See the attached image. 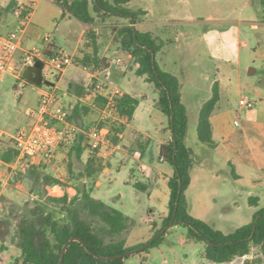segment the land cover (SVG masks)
I'll return each instance as SVG.
<instances>
[{"label":"trees","instance_id":"obj_1","mask_svg":"<svg viewBox=\"0 0 264 264\" xmlns=\"http://www.w3.org/2000/svg\"><path fill=\"white\" fill-rule=\"evenodd\" d=\"M52 1L59 5L64 13L89 26L95 24L97 17L122 16L128 19V24L122 25L117 31L120 49L130 54L137 65L136 74L144 77L157 90V105L167 116L168 128L171 132L170 140L161 144L159 149V157L174 168V175L168 182L169 213L160 227L153 231L152 236L166 226L174 216V225L180 223L187 227L188 241L205 243L204 258L208 262L230 263L236 257L249 254L252 246L260 247L264 253V206L255 212L250 222L230 233L215 229L188 212L184 192L190 183L193 152L185 144L186 107L181 99L179 79L173 73L162 70L155 59L164 42L154 37L152 33L141 32L134 26L141 19L143 11L128 8L126 4L129 0ZM260 2L264 7V0ZM89 33L91 35L93 30ZM91 38L94 40L93 37ZM153 62L158 75L153 68ZM77 63L83 66L92 65V69L99 71L109 66L108 58L100 57L96 47L93 54L84 56L80 62L77 60ZM218 100V84L214 82L212 95L202 104L197 123L199 141L212 148L215 147V142L212 138L210 117ZM103 103L104 99L98 98L97 105L102 106ZM138 104L137 97L124 93L116 98L115 109L121 117L130 121ZM90 109L84 105H75L70 110L69 119L72 120L76 113L86 114ZM171 111L174 114L173 131H171ZM124 127L123 123L112 127L115 132L112 138L114 143L118 138L116 134L122 132ZM84 141V135H78L68 150L70 160L67 163L68 176L65 180L49 172L44 163L27 161L12 170L9 183L15 185L22 180L28 186V194L37 198L33 200L34 202L26 201L19 204L7 202L4 195L0 197L5 209L0 215V250H5V243L11 240L20 252L15 264H57L62 246L72 236L80 237L89 249L99 256L121 255L134 249L126 246L124 237V232L129 227V217L117 208L94 199L91 195L102 163L94 156L88 157L84 163L81 162L82 153L88 149L87 144H83ZM17 156L18 149L13 140V145L3 150L0 159L5 163L13 164ZM74 159L82 164L78 172L73 169ZM179 179H181L180 194ZM54 185L61 186L64 193L60 196L49 194L48 187ZM67 186L74 187V195L70 196L66 192ZM134 187L139 189V184L135 183ZM177 200L178 206L175 209ZM249 201L251 205H257L256 198L250 197ZM48 207L61 208L65 213L63 218H58L55 211L49 210ZM165 233L153 241L145 251L158 245ZM128 257L103 261L90 254L79 242L74 241L68 247L62 264H124V260Z\"/></svg>","mask_w":264,"mask_h":264},{"label":"crops","instance_id":"obj_2","mask_svg":"<svg viewBox=\"0 0 264 264\" xmlns=\"http://www.w3.org/2000/svg\"><path fill=\"white\" fill-rule=\"evenodd\" d=\"M173 1L174 0H129L126 6L134 11H143L144 14L141 16V19L134 24V26L141 32L152 33L154 37L164 42L161 50L155 55V59L157 60L159 55V61L157 62L159 67L164 71H168L176 75L174 72L169 71L168 61L164 58L167 47L172 45V39H165L163 37V33L161 32L168 27H172L173 25L180 23V21H178L175 17L173 19L174 22H169L164 19L153 20L151 18V13L153 12L156 4H159L161 8L164 9V12L173 11L174 13L175 11L174 15L178 16V13H176L178 10L174 8ZM36 2L37 0H35V4ZM51 2L54 4L53 1ZM189 2L190 0H187L188 5L191 4ZM246 3H248V0H246ZM259 3L263 10L261 30L264 31V7L262 6L260 0ZM19 4L23 3L17 0H10L6 5V10H4L5 8L0 5V31L2 33L6 34L19 28L20 18L17 11ZM8 10L16 14V19H12L7 16L6 11ZM31 15L33 14L31 13ZM61 19H73L78 21L79 25H81L79 26L80 35L76 39L74 48L69 52L75 55L76 58L80 59L86 55L93 54L94 49H90V45L88 43H85V47H82V38L88 29L87 24L80 22L67 13H64L63 10ZM239 22L245 24L253 23V21L244 20L242 18ZM122 24H128V22H122ZM118 25L121 24L118 23ZM43 35L44 34L39 29L31 24L30 16V21L25 26L22 33V46L28 48L27 46L29 44L37 42L40 47H45V44L43 43ZM33 46L36 45L34 44ZM56 47V39L53 38L52 45L47 46L48 52H53L57 49ZM117 49L118 48H115V53L124 54V59L118 56L115 61H112L109 54H107L109 46H105L102 51H98V55L100 57L108 58L109 66L107 69L99 71L88 66H80L76 62L68 66L61 74L54 78L55 86L52 87V89L53 91L59 90L62 92L63 95L58 98L59 102L70 109H73L75 105L78 104L91 108L86 114H82L84 117L83 122L85 125H97L105 133H107L111 139L112 137L110 135H114L112 127L119 123H123L125 125L123 131L116 134L118 140H120L119 145L115 146V143L111 141V146H108L110 147L109 150L107 147H102L100 150L94 151L88 147V149L82 153L80 160L84 163L88 157L94 156L102 163V168L97 173L93 190L94 188L102 185L100 176L102 174L109 173V169L112 166V162L110 161L115 149H118L119 147L123 148L119 158L121 161L120 165H126L128 162L132 161L129 173L127 174L124 182L128 184L133 183V186L135 183L139 184V189H136L135 187L134 189L146 197L147 202L143 204V206L139 207L140 211H145L147 213V218L149 223H151V228L149 227L150 231L138 232L135 228L133 229L129 226L127 229L129 240L126 238V246H129V244L131 245L137 242H146L152 236L154 226L157 225L159 227L163 220L167 217L169 213L168 202L170 197L168 182L174 175V168L169 162L164 161L159 157L161 144L166 143L171 138V132L168 128L167 120H162L161 126L157 129L155 134L150 133L147 127L143 130L139 129L135 131L131 122L137 108L130 121L121 122L120 120H110L101 122L99 120L100 106H98L97 103L94 104L92 98L86 93L84 94V84L89 79L94 80V78L100 77V75H105V79L108 82L117 85L122 90L123 94L127 93L138 98V96L132 94V90H134V88L141 83L146 84L149 82L143 80L144 77L134 75L126 70L129 65L128 63L131 60V56L125 51ZM17 53H20L21 55V50H18ZM262 56L264 57V53ZM16 57L18 56L16 55ZM77 71H80V74H76ZM254 72L255 71L252 69L249 70V74ZM136 77L140 78L142 82L137 80ZM179 82L181 99L186 107L187 114L185 144L193 152V163L190 168V183L184 192L188 212L192 216L209 223L215 229L221 230L224 233L233 232L228 231L229 226H232L237 221H242L243 224L250 222L255 212L260 207L264 206V79L255 81L252 87H250L249 90L255 97H251L249 93L246 92H241L239 94V99L243 94H247L251 98L253 101V106L251 108L243 107L239 105V102H230L229 98L225 97V90L223 93L221 91V89H224V84L221 83L220 79H214L209 83L208 89L210 88L211 91L214 82H217L219 89V100L210 117L212 125V138L215 142L214 148L201 143L197 135V123L200 108L202 104L210 98L212 92L206 99H202L199 98L201 90L197 85L189 82V89L187 92H183L182 89L185 85V79H179ZM42 89L43 88H41V90ZM256 98L259 99V103L257 104ZM157 99L155 105L158 107ZM69 100L71 103L68 104L67 101ZM81 113L82 112H80V114ZM80 134L82 133H79V135ZM13 135L11 137H13ZM82 135L86 136L85 134ZM73 142L65 143L64 145H72ZM83 144H87L88 146L87 140L84 141ZM7 147V142L2 140V136L0 135V155ZM216 154H222L225 156L226 168H220L217 161H214L216 171L213 174H209L208 164L212 163V155ZM69 160L70 157L68 156L67 163ZM75 161L78 160L74 159V162ZM13 168V164L5 163L0 159V197L5 195L8 185L12 186V184L9 183V180L11 178ZM135 170L140 172V180L137 179L136 181H133ZM220 172L223 173L221 183L218 180ZM52 174L62 180H65L68 176V170L61 171L59 169L58 174L55 172H52ZM213 179L214 193L211 192L210 186ZM49 188L50 187H48V189ZM53 190L57 191L54 194L55 196H60L64 193L63 188L59 185H54ZM66 192L72 196L75 193V189L72 186H67ZM134 196L139 200L140 195L134 194ZM250 197L257 199L256 206L250 204ZM157 211L161 214L158 222L154 218V214ZM176 227V225H173L170 229H176ZM170 229L167 230L165 235H167ZM190 242L199 243L195 241H188L187 236L181 240V243L185 245ZM5 246L6 249L3 250V252L10 251L12 254L11 256H13V260L19 256V250L9 240L5 243ZM152 248L151 250H147V253L141 257L142 264H146V262L152 260L150 258H154V255H162L164 257L162 262L163 264H166L167 256L175 254L176 252L175 243L168 238H163L158 245L153 246ZM202 261L203 262H201V264L213 263L205 260L204 253L202 255Z\"/></svg>","mask_w":264,"mask_h":264},{"label":"rangeland","instance_id":"obj_3","mask_svg":"<svg viewBox=\"0 0 264 264\" xmlns=\"http://www.w3.org/2000/svg\"><path fill=\"white\" fill-rule=\"evenodd\" d=\"M9 1L0 0V5L5 8L4 10H6V5ZM17 1L26 6L30 5V0ZM51 1L37 0L32 10L31 24L43 34H49L52 37L51 40L55 38L57 49L61 48L67 52L72 51L76 44V39L80 35L79 26L81 25L73 19H61V7L55 3L53 4ZM89 1L91 2V0ZM189 3L191 4L188 5L187 0L173 1L174 8L178 10L176 12L178 16L174 15L175 11L174 13L173 11L164 12V9L159 4L155 5L151 13L153 20L164 19L174 22L173 19L175 17L180 21V23L160 32L163 33L165 39H172V45L167 47L164 58L168 61L169 71L174 72L180 80L182 78L185 79L182 91L187 92L189 82H192L201 90L199 98L206 99L212 92L210 88V90L208 89L209 83L214 79H220L221 83L224 84V89H221V91L223 93L225 90V97H228L230 102H238L241 92L249 93L251 97H255L249 89L255 81L264 79V57L262 56L264 53V31L261 30L263 10L259 0H248V3H246V0H190ZM6 12L7 16L16 19L15 13H12L10 10ZM241 18L253 21V23H240L239 20ZM122 22H128V19L112 16L97 17L93 26L87 25L88 29L82 38V47H85V43H88L90 49L96 47L97 51H102L105 46H109L107 54H109L112 61H115L118 56L124 59V54L115 53V48L120 49L117 31L119 27L124 25ZM118 23L121 25H118ZM16 30L18 29L14 31ZM90 30H93L91 35L89 33ZM34 44L39 46L37 42H32L27 47L31 48ZM16 55L20 57V53ZM77 60L81 61L80 58H76L74 55V63ZM156 61H159V55ZM128 64L126 70L137 75V65L132 58ZM78 65L81 66V64ZM17 66L16 64V68H18ZM250 69L255 72L249 74ZM76 74H80V71H77ZM100 77L94 78V80L89 79L84 84V94L87 93L86 88L88 86L101 81ZM136 78L142 82L140 78ZM21 80L25 83L24 87L18 86ZM49 80L54 81V78H50ZM143 80L145 79L143 78ZM44 87L48 86L44 84L36 86L23 79L22 76L16 78L12 73H6L0 80V135L2 136V140L7 142L8 146L13 145V137L11 136L16 130L30 121V112L37 106L41 95V88ZM54 92L58 98L63 95L59 90ZM156 92L157 90L155 91V87L151 83H141L132 90V94L138 96L139 99V105L131 122L135 131L139 129L143 130L147 127L150 133L155 134L161 126L162 120H167V116L155 105L157 99ZM242 96L251 99L247 94H243ZM67 103L69 104L71 101L69 100ZM257 103H259V99L256 98ZM83 120L82 114L76 113L73 115L72 121L74 123L80 127L88 128L90 125H85ZM112 131L115 135L113 129ZM114 135L110 136L113 138ZM86 137L84 136L85 141L87 140ZM111 141L113 142V139ZM119 141L117 138L114 145H119ZM70 146V144L60 145L55 155L49 161H41L40 163H44L51 173L55 172L58 174L59 169L61 171L68 170L67 152ZM109 148L107 147L108 150ZM122 149V147L115 149L110 161L112 162L110 171L100 176L102 185L94 188L92 196L96 200L104 201L126 214L130 219L129 226L131 228H135L138 232L150 231L151 223L148 221V215L145 211H140L139 207L147 202L145 195L136 191L133 183L128 184L124 182L132 161L126 165H120L121 161L119 158ZM212 159V163L208 164L209 174H213L216 171L214 161H217L220 168H226V158L224 155H212ZM81 168L82 164L75 161L73 165L74 171L78 172ZM134 175L133 181L140 180L141 175L138 170L134 171ZM222 176L223 173L220 172L218 177L220 183ZM210 186L211 192L214 193V179ZM27 187V184L22 180L15 185H8L4 195L7 198V202H17L19 204H23L26 201L34 202L33 200L36 196L29 195ZM56 192L54 191V193ZM134 194L140 195L139 200L135 198ZM2 204L3 202L0 199V215L5 211ZM48 209L54 210L58 218H63L65 214L61 208L48 207ZM160 215L159 211L154 214L157 222ZM242 224V221H237L228 227V231H234L236 227ZM175 225L177 226L176 229H170L167 235L163 237L173 241L176 248L175 254L167 256L166 264H201L203 262L202 255L205 243L200 241L199 243L190 242L186 245L182 244L181 240L186 237L187 227L180 223ZM157 227L155 225L154 230L160 226ZM127 234L128 230L124 232V237L129 240ZM9 241L11 242V240ZM142 243L129 244L128 247H134L135 249ZM151 248L148 250H151ZM146 253L147 251L143 250L130 255L125 260V264H142L141 257ZM11 255L10 251H0V264H15L18 256L13 260V256ZM150 259L152 260L146 262V264H163L164 257L162 255H154V258ZM226 264H264V253L260 247L252 246L249 254L243 257H236L232 262Z\"/></svg>","mask_w":264,"mask_h":264},{"label":"built area","instance_id":"obj_4","mask_svg":"<svg viewBox=\"0 0 264 264\" xmlns=\"http://www.w3.org/2000/svg\"><path fill=\"white\" fill-rule=\"evenodd\" d=\"M35 7V0L30 5L19 4L17 11L20 18L18 30L9 33L0 31V80L6 73H12L16 78L21 77V72L28 66L40 60L43 63L42 75L44 79L55 78L68 66L74 64V55L64 49H56L48 52L47 46L52 45V38L49 34L43 35L45 47L22 46V33L30 21L32 10ZM18 50H21L20 57H16ZM16 64L18 65L16 68ZM101 81L86 88V94L92 98L94 104L98 98H103L104 103L99 107V120L106 122L120 120L126 122L115 109L116 98L123 95L122 90L115 84L108 82L105 75ZM19 87H24L21 80ZM239 105L251 108L253 101L246 96L239 99ZM70 109L59 102L53 89L44 87L37 106L30 112V121L19 127L13 135L18 156L13 163L14 168L24 162L40 163L49 161L56 153L60 145L72 143L79 133L87 136L88 147L91 150H100L102 147L111 146V138L97 125L83 128L69 119ZM13 168V169H14ZM49 194L54 195L53 186L48 189Z\"/></svg>","mask_w":264,"mask_h":264},{"label":"water","instance_id":"obj_5","mask_svg":"<svg viewBox=\"0 0 264 264\" xmlns=\"http://www.w3.org/2000/svg\"><path fill=\"white\" fill-rule=\"evenodd\" d=\"M42 66L43 63L42 61L38 60L36 61L33 65L26 67L22 72H21V76L23 77V79L27 80L28 82L36 85V86H40L42 84L47 85L49 87H54L55 86V82L54 81H50L48 79H44L43 75H42ZM153 68L155 70L156 75H158L157 70H156V65L153 62ZM173 118H174V114L173 111H171V131H173ZM179 194L181 192V179H179ZM178 206V200L176 201L175 204V209ZM174 225V216L173 218L170 220V222L164 226L163 228H161L156 234H154L152 237L149 238V240H147L146 242H144L141 246L132 249L124 254L121 255H115V256H99L96 255L91 249H89L88 245L80 238L77 236H72L71 238H69V240L67 242L64 243V245L61 248L60 251V258L57 264H62L63 263V259H64V255L68 249V247L70 246V244L74 241L79 242L90 254L94 255L95 257H97L100 260L103 261H108V260H114V259H118V258H123L126 256H130L133 255L135 253H138L140 251L145 250L153 241H155L158 237H160L163 233H165L167 230H169L172 226Z\"/></svg>","mask_w":264,"mask_h":264}]
</instances>
